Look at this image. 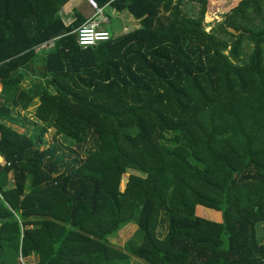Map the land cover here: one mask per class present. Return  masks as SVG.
Instances as JSON below:
<instances>
[{
	"label": "trees",
	"instance_id": "trees-1",
	"mask_svg": "<svg viewBox=\"0 0 264 264\" xmlns=\"http://www.w3.org/2000/svg\"><path fill=\"white\" fill-rule=\"evenodd\" d=\"M70 1L0 0L1 264H264V0L209 32L182 13L207 0H94L139 27L86 49Z\"/></svg>",
	"mask_w": 264,
	"mask_h": 264
},
{
	"label": "rangeland",
	"instance_id": "rangeland-1",
	"mask_svg": "<svg viewBox=\"0 0 264 264\" xmlns=\"http://www.w3.org/2000/svg\"><path fill=\"white\" fill-rule=\"evenodd\" d=\"M240 0H207V2L203 3H188L185 2L182 6V13L188 17L197 16L198 12L204 9V24L205 30L209 32L211 28H213L217 23H221L224 21L225 14L235 6ZM78 0H72L68 4L69 6L64 10L66 21H71L73 17V10L77 8L81 11L87 20L94 16L95 10L88 7L85 0L80 3L75 4ZM113 9L111 7H104L103 13L104 15H108L110 17L109 23L104 25L103 27L107 29L111 35L123 34L126 32H130L137 27H139L138 21H136L133 17H131L128 13L123 12L121 15L113 14ZM210 16V21L207 20V16ZM102 20V17L99 19ZM247 54L250 52V48L246 50ZM245 55V58L247 57ZM33 78L30 80H24L21 84V87L28 91L32 88ZM38 99H35L31 106L25 110H15L14 114L19 116L20 121L22 122L19 125L8 124L11 128L16 130L19 133H27L28 135H37L40 130L44 127L43 123L38 121L34 117V112L38 105ZM71 140H65L60 136L55 135L54 129H49L43 137V143L41 144V149H47L52 145L58 146L60 151H63L67 154L73 152H77L78 155L83 156L85 148H92L93 142H90L85 147L79 149L75 147V145H71ZM75 150V151H74ZM131 174H138L134 171H128L124 174L123 180L120 183V189L124 190L126 180L129 178ZM11 184V181H10ZM137 229L136 225L129 224L120 229L116 234L112 235L109 240L116 245L123 246L128 240H130ZM157 235L159 237H163L165 235V230L163 228H159ZM259 239L264 241V225L259 226ZM130 264H143L139 260H131Z\"/></svg>",
	"mask_w": 264,
	"mask_h": 264
},
{
	"label": "built area",
	"instance_id": "built-area-1",
	"mask_svg": "<svg viewBox=\"0 0 264 264\" xmlns=\"http://www.w3.org/2000/svg\"><path fill=\"white\" fill-rule=\"evenodd\" d=\"M86 1L89 6L95 10V14L76 30L77 43L83 49L95 47L111 38L110 32L103 27L109 23L110 17L104 15L103 8H101L94 0ZM101 17L102 20L100 21L99 19ZM0 157L3 159V162L0 163V165H9L1 154Z\"/></svg>",
	"mask_w": 264,
	"mask_h": 264
},
{
	"label": "water",
	"instance_id": "water-1",
	"mask_svg": "<svg viewBox=\"0 0 264 264\" xmlns=\"http://www.w3.org/2000/svg\"><path fill=\"white\" fill-rule=\"evenodd\" d=\"M228 31L230 32V33H232V34H235V35H238L239 33H240V31H236V30H234V29H232V28H228ZM44 69V68H43ZM126 182H127V180H126ZM0 264H1V257H0Z\"/></svg>",
	"mask_w": 264,
	"mask_h": 264
},
{
	"label": "bare ground",
	"instance_id": "bare-ground-1",
	"mask_svg": "<svg viewBox=\"0 0 264 264\" xmlns=\"http://www.w3.org/2000/svg\"><path fill=\"white\" fill-rule=\"evenodd\" d=\"M207 20L210 21V16L209 15L207 16Z\"/></svg>",
	"mask_w": 264,
	"mask_h": 264
},
{
	"label": "crops",
	"instance_id": "crops-1",
	"mask_svg": "<svg viewBox=\"0 0 264 264\" xmlns=\"http://www.w3.org/2000/svg\"><path fill=\"white\" fill-rule=\"evenodd\" d=\"M80 2H82V1L78 0V2H75V4L80 3Z\"/></svg>",
	"mask_w": 264,
	"mask_h": 264
}]
</instances>
